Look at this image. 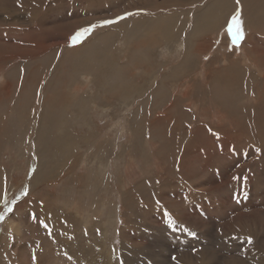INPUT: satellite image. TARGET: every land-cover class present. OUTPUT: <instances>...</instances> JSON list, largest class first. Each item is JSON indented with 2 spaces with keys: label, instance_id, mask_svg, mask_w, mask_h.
<instances>
[{
  "label": "rangeland",
  "instance_id": "374dc122",
  "mask_svg": "<svg viewBox=\"0 0 264 264\" xmlns=\"http://www.w3.org/2000/svg\"><path fill=\"white\" fill-rule=\"evenodd\" d=\"M5 1L0 212L5 196L16 204L0 222V264H131L132 246L158 252L132 264L258 252L247 237L264 236V0ZM179 9L181 47L155 24ZM126 11L145 17L101 24Z\"/></svg>",
  "mask_w": 264,
  "mask_h": 264
},
{
  "label": "bare ground",
  "instance_id": "6f19581e",
  "mask_svg": "<svg viewBox=\"0 0 264 264\" xmlns=\"http://www.w3.org/2000/svg\"><path fill=\"white\" fill-rule=\"evenodd\" d=\"M8 1V0H7ZM7 1H5L6 2V4H8L7 3ZM25 1V0H24ZM30 1V0H29ZM245 2H242V4H243V6H245V4H246V0H244ZM13 2V1H12ZM175 2H177V1H175ZM216 3H214L213 5L214 6H218L219 5V3L220 2H222V3H225V4H230L229 3V0H216L215 1ZM261 2V1H260ZM259 1H258V3H260ZM25 3V2H24ZM30 3V2H29ZM257 3V2H256ZM4 4V3H3ZM5 4V5H6ZM22 4V3H21ZM25 6H26V4H24ZM133 5V4H132ZM135 5V4H134ZM13 6V5H12ZM140 6V5H139ZM175 6V5H174ZM18 7V6H17ZM21 7V6H20ZM27 7V6H26ZM245 7H247V6H245ZM7 8V7H6ZM12 7H10V9L9 10H12L13 8H15L14 6H13V8L11 9ZM128 8V7H127ZM8 9V8H7ZM25 9H27V8H25ZM136 9V8H135ZM3 9L1 8V11H2ZM14 10V9H13ZM18 10V9H17ZM118 10V9H117ZM245 10H246V8H245ZM19 11V10H18ZM22 11V10H21ZM133 11V10H132ZM176 11V12H175ZM174 12L172 11L171 13H169V14H167V15H163V17H162V20H160V21H158V22H156L155 24L156 25H158L159 26V33L163 36V38L165 39V40H167L168 42H174V41H181L180 42V44L178 45V46H180L181 47V45H183V46H185L184 45V42H182V40L180 39V36H181V27H182V19H181V16H182V10L181 9H179V10H175ZM244 11V10H243ZM12 12V11H11ZM127 12V11H126ZM131 12V11H130ZM161 12V11H160ZM207 12V11H206ZM217 12V11H216ZM5 13V12H4ZM158 13V12H157ZM203 13V12H202ZM208 13V12H207ZM3 14V13H2ZM15 14V13H14ZM221 14V13H220ZM8 15H10V13H8L7 14V16ZM216 15V14H215ZM0 16H1V14H0ZM12 16V15H11ZM139 17H137V18H139V19H141L143 16L141 15H138ZM211 16H214V14L212 15L211 14ZM2 17V16H1ZM13 17H15V16H13ZM134 17V16H133ZM136 17V16H135ZM145 17V16H144ZM143 17V18H144ZM36 18V17H35ZM214 18V17H213ZM32 19V18H31ZM41 19V18H40ZM39 19V20H40ZM205 19V18H204ZM208 19V18H207ZM17 20H19V19H17ZM22 20V19H21ZM129 20V19H128ZM132 20H133V18H132ZM41 21V20H40ZM130 21V20H129ZM217 21V20H216ZM218 21H219V19H218ZM216 22L218 25H219V22ZM87 22V21H86ZM135 22V21H134ZM133 22V23H134ZM141 22V21H140ZM139 22V23H140ZM222 22V21H221ZM9 23V22H8ZM31 23V22H30ZM82 23V22H81ZM200 23V20L199 19H196L195 20V23L193 24V25H198ZM216 23H214V25L216 24ZM226 23V22H225ZM14 24V23H13ZM18 24V23H17ZM85 24V23H84ZM145 24V23H144ZM150 24V23H149ZM8 25V24H7ZM12 25V24H11ZM115 25V24H114ZM223 24H221L220 26H222ZM70 26V25H69ZM78 26H79V24H78ZM122 26V25H121ZM124 26V25H123ZM126 26V25H125ZM153 26V25H152ZM207 26V25H206ZM224 26V25H223ZM18 27V26H17ZM73 27V26H72ZM127 27V26H126ZM211 27H213V26H211ZM217 27V26H216ZM58 28V27H57ZM78 28V27H77ZM140 28V27H139ZM60 29V28H59ZM153 29V28H152ZM199 29V28H198ZM124 30V29H123ZM128 30V29H127ZM201 30V29H200ZM61 31V30H60ZM70 32V31H69ZM128 32V31H127ZM142 32V31H141ZM145 32V31H144ZM155 32V31H154ZM157 32V31H156ZM71 33V32H70ZM139 33V32H138ZM108 34V33H107ZM144 34V33H143ZM104 35V34H103ZM145 35V34H144ZM148 35V34H147ZM150 35V34H149ZM132 36H133V34H132ZM189 36V35H188ZM110 37H112V36H110ZM127 37H129V36H127ZM134 37V36H133ZM132 37V38H133ZM142 37H144V36H142ZM66 38V37H65ZM131 38V39H132ZM190 38V37H189ZM148 39H149V37H148ZM103 40V39H102ZM144 40H146V39H144ZM186 40V39H185ZM191 40V39H190ZM196 40V39H195ZM193 41V40H192ZM90 42V41H89ZM92 42V41H91ZM187 42V41H186ZM188 42H189V40H188ZM187 42V43H188ZM194 42V41H193ZM86 44H88V43H86ZM14 45V44H13ZM195 45V44H194ZM103 46V45H102ZM182 46V47H183ZM204 46V45H203ZM13 47V46H12ZM89 47V46H88ZM92 47H93V45H92ZM187 47V46H186ZM186 47H184V48H186ZM189 47V46H188ZM24 48V47H23ZM84 48H86V47H84ZM176 48H177V46H176ZM179 48V47H178ZM39 49V48H38ZM188 49V48H187ZM191 49V48H190ZM27 50V49H26ZM32 50H33V48H32ZM31 50V51H32ZM70 50H71V48H70ZM177 50V49H176ZM199 50H200V48H199ZM31 51H29V52H31ZM185 51H187V52H185V53H187L188 54V50H185ZM27 52V51H26ZM43 52V51H42ZM72 52V51H71ZM18 53H20V52H18ZM34 53V52H33ZM33 53H30L31 55L33 54ZM185 53H183V55H185ZM182 54V53H181ZM34 55V54H33ZM36 55V54H35ZM182 56V55H181ZM36 57V56H35ZM31 58V57H30ZM183 59V58H182ZM42 60V59H41ZM182 62V61H181ZM182 64V63H181ZM177 66V65H176ZM180 66V65H179ZM162 68H163V66H161ZM161 68V69H162ZM186 70V69H185ZM201 75V74H200ZM200 75H199V77H200ZM264 76V75H263ZM196 77V76H195ZM175 78V77H174ZM186 80H188V79H186ZM185 80V81H186ZM181 81V80H180ZM184 81V82H185ZM174 85V84H173ZM182 88V87H181ZM161 89V88H160ZM184 89V88H183ZM185 90V89H184ZM184 90H182V91H184ZM162 92V91H161ZM215 93V92H214ZM214 97V96H213ZM220 99V98H219ZM222 99V98H221ZM160 102V101H159ZM146 103V102H145ZM194 103V102H193ZM194 106H195V104H193ZM220 106V105H219ZM168 107V106H167ZM166 107V108H167ZM173 107V106H172ZM144 108H146V107H144ZM195 108H196V106H195ZM198 108V107H197ZM197 108H196V110H197ZM43 109V108H42ZM52 110V109H51ZM167 110H169V109H167ZM193 111V110H192ZM203 112V111H202ZM165 115V114H164ZM197 115V114H196ZM200 115V114H199ZM202 115V114H201ZM161 116V115H160ZM41 117V116H40ZM158 117V116H157ZM197 117V116H196ZM42 118V117H41ZM160 118V117H159ZM158 119V118H157ZM155 120V119H154ZM158 123V122H157ZM160 123V122H159ZM159 127V126H158ZM38 134V133H37ZM200 135V134H199ZM38 141H40V139L38 140ZM66 145V144H65ZM39 146V145H38ZM40 147V146H39ZM104 148V147H103ZM42 150H41V153L43 152V154L45 153V149L42 147L41 148ZM40 153V152H39ZM40 153V154H41ZM42 159H44V156L42 157ZM40 160H41V157H40ZM68 161V160H67ZM43 160H41V162H40V166H39V171H38V173H37V175L39 176V173H40V171H41V169H42V167H43ZM45 167V166H44ZM43 172H44V170H43ZM42 172V173H43ZM37 176V177H38ZM3 177V176H2ZM36 177V178H37ZM35 178V177H34ZM257 179V178H256ZM4 180V179H3ZM36 180V179H35ZM2 181V180H1ZM1 183V182H0ZM256 195V194H255ZM255 197V196H254ZM153 200V199H152ZM149 206H150V204H149ZM151 206H152V204H151ZM150 208V207H149ZM243 213V212H242ZM77 214H80V212L79 211H77ZM261 216V215H260ZM188 217V216H187ZM245 217V216H244ZM254 218V217H253ZM193 219V218H192ZM188 220V219H187ZM189 222V221H188ZM84 224L87 226L88 225V227H89V222H87V220H85L84 221ZM182 224V223H181ZM247 225V224H246ZM187 226V225H186ZM211 226V225H210ZM264 226V225H263ZM179 227V226H178ZM85 228V227H84ZM154 228V227H153ZM86 229V228H85ZM226 230V229H225ZM227 232V231H226ZM224 236V235H223ZM151 238V237H150ZM224 238V237H223ZM226 238V237H225ZM186 239V238H185ZM254 239V238H253ZM158 240V239H157ZM163 240V239H162ZM171 240V239H170ZM82 241V240H81ZM169 241V240H168ZM161 242H163V241H161ZM172 243H170V246L173 248V246H175V248L177 247L178 248V250H176L175 252H176V254L177 255H179V256H181L182 255V253L185 251V248H183L185 245H183V243L181 242V240H179V241H177V240H173L172 239V241H171ZM147 244V243H146ZM150 244V243H149ZM154 244V243H153ZM252 244L254 245V247L256 248V249H258V252H255V251H253L252 253H247V252H245L244 250H242L241 252H240V254H239V256H242L243 258H239V257H232V258H230L229 259V261H224V263L223 264H264V255H263V253H264V236H260L259 235V237H257V239H254L253 240V242H252ZM189 245V244H188ZM188 245H187V247H188ZM214 245V244H213ZM154 247V246H153ZM235 247V246H234ZM257 247H260V248H257ZM46 248V247H45ZM170 248V247H169ZM123 254H122V256H124L125 254H126V252H127V248H126V246H123ZM126 249V250H125ZM188 249V248H187ZM200 249V248H199ZM203 249V248H202ZM205 249V248H204ZM231 249H233V248H231ZM157 249H155V250H147V249H144V248H135V247H130L129 248V251H130V253H131V256L133 257L132 259H130V263L132 264L133 262H136L137 261V259H136V257H137V255L138 254H140V256L138 255V257H141V256H144V257H147V258H154V257H157V251H156ZM205 250H207V249H205ZM167 251V250H166ZM171 251V250H170ZM234 251V250H233ZM187 252V251H186ZM192 252V251H191ZM190 252V253H191ZM188 253V252H187ZM207 253H208V251H207ZM206 253V254H207ZM195 254V261H196V264H222L221 262L220 263H218V258H214V257H212V258H208V256H207V258L202 254V255H200V254H196V253H194ZM191 255H193L192 253H191ZM209 255V254H208ZM217 255V254H216ZM107 256V255H106ZM225 256V255H224ZM186 257H187V255H186ZM218 257V256H217ZM128 258V257H127ZM188 258V257H187ZM191 258V257H190ZM220 258V257H219ZM185 259V258H184ZM168 260V259H167ZM194 260V259H193ZM223 261V260H222ZM226 262V263H225ZM172 264H189V263H187V262H181V260H180V258L179 259H175L173 262H171ZM193 263V262H192Z\"/></svg>",
  "mask_w": 264,
  "mask_h": 264
},
{
  "label": "snow or ice",
  "instance_id": "6c2138e0",
  "mask_svg": "<svg viewBox=\"0 0 264 264\" xmlns=\"http://www.w3.org/2000/svg\"><path fill=\"white\" fill-rule=\"evenodd\" d=\"M235 2L237 5L240 4V0H235ZM193 7H194V5H193ZM134 14L138 15L139 12H137V13L126 12V13H124V15L117 17L116 20H104L101 22V24L102 25H110V24L118 22L119 20L126 19L128 16H131ZM96 27H97L96 24H91V25H88L86 27L78 29L70 38L72 45L74 46V45L82 43L88 36L91 35V33L95 30ZM228 31L231 33L233 44H235L236 46H239L240 42L245 37L244 28H243V20L241 19L239 8H237L235 14L232 16L231 26L229 27ZM205 59H207V57H205ZM234 179H239V177H234ZM244 180H245V184H246L247 178L245 177ZM28 195H29V190L27 188H25L20 193L19 198L23 199L24 197H27ZM244 195L246 197L247 192H245ZM15 204H16L15 200L10 202V201H8L6 196L4 197L5 210L0 212V222H3L9 214L14 212ZM165 215L168 216V224L172 228L175 229L176 228V221L174 220V218L171 216L170 213L165 212ZM32 218L36 219L35 214L32 215ZM44 227L47 229L48 225L45 223ZM185 231H188L189 235H191L193 237H195L197 235L196 232L190 231L187 228L185 229ZM49 235H51V231H49ZM247 242L249 244H251L253 242V238L251 236L247 237ZM69 258L71 259V257H69ZM173 259H175V257H173ZM32 261H33V264H37V257L35 256V254L32 255ZM121 264H123L122 261H121Z\"/></svg>",
  "mask_w": 264,
  "mask_h": 264
}]
</instances>
